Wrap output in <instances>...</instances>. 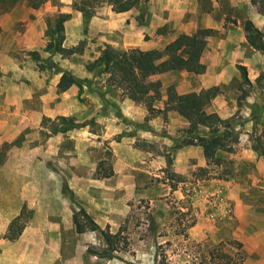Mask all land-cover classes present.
<instances>
[{"label": "rangeland", "instance_id": "rangeland-1", "mask_svg": "<svg viewBox=\"0 0 264 264\" xmlns=\"http://www.w3.org/2000/svg\"><path fill=\"white\" fill-rule=\"evenodd\" d=\"M36 1L0 0V147L6 144L0 158V252L16 238L8 237V226L19 214L21 231L29 226L30 235L63 238L55 264H264V239L250 232L251 224H264V51L255 48L247 63L234 62L237 56L229 52L231 60L218 65L212 50L203 51L208 36L219 34L210 28L201 37V54L211 66L205 64L201 73L184 68L150 76L159 80L161 97L149 110L140 102L147 112L128 121L116 105L125 96L106 80L112 69L86 68L103 43L80 31L92 33L88 19L104 0H44L33 6ZM65 11L70 15L61 45L80 47L70 54L57 46L54 32L57 14ZM250 20L264 40V10L250 4ZM113 37L115 47L131 40L119 31ZM62 72L75 78L64 90L57 87ZM167 84L181 94L219 86L206 111L237 135L231 151L216 150L224 161L207 163L200 142L186 143L190 133L180 114L182 120H171L179 127L175 135L167 132L166 109L162 122L153 120V105L167 107ZM75 96L82 118L61 130L58 115L70 118L78 109ZM146 123L157 129L150 134ZM207 134V127L198 128L193 140ZM110 137L126 141L117 154ZM100 160L112 169L110 176L87 173ZM200 168L207 173L198 178L194 172ZM75 175L89 178L77 193L68 182ZM78 206L98 229L75 230L72 212ZM46 220L63 224L34 227ZM100 230L115 235L111 245Z\"/></svg>", "mask_w": 264, "mask_h": 264}, {"label": "crops", "instance_id": "crops-1", "mask_svg": "<svg viewBox=\"0 0 264 264\" xmlns=\"http://www.w3.org/2000/svg\"><path fill=\"white\" fill-rule=\"evenodd\" d=\"M250 4H252L250 0H141L137 5L127 10L115 11L112 9L111 4L104 0L100 6L95 8V12L88 19L87 27H92V33L89 30L83 31L82 29L80 33L82 35L86 33L88 35L92 34L90 35L92 37H96L97 35V39L101 40L103 47L105 44L113 46L116 42L115 37H113V32L119 31L125 38L131 40H126V44L122 45L124 47L117 48L139 47L141 49H150L162 48L179 33L193 34L200 28L218 29V36L215 38H212V34L208 36V42H206L203 51L212 50L216 54L215 62L217 60L219 61L218 65H221V62L231 60L228 55L229 52L235 53L237 56L233 59L234 62L238 63V61H241L242 63H247L251 58L255 57L256 52L255 48L247 43L241 25V19H250ZM102 8L104 10L99 12ZM66 24L64 23V26ZM240 53H245L246 58H243ZM200 60L206 64L207 69L212 64L211 62L206 63L203 52ZM171 71L174 70L163 73ZM159 74L161 73L151 75V77ZM204 86L208 87V85ZM75 97L77 99L76 104L78 109L70 113V118L77 122L82 118L83 107L80 106L81 103L77 96ZM163 98L165 100L166 97L163 96ZM116 105L122 110L120 113H122V116L128 118V121L134 120L133 118H141L147 112L146 108L140 102L130 100L126 97L117 99ZM153 106L155 108L153 113L154 121L158 120L162 122L159 115H163V111L166 109L167 115H170V119L166 121L168 127L167 132L175 135V132L179 131V127L176 128L171 120H182V117L168 105H166L167 107L164 105L160 107L159 105ZM61 114L64 115V113ZM182 122L184 125L188 124L185 120ZM105 123L109 125V128L110 126L112 127L110 128L112 131L114 128L112 122L108 120ZM150 123H146L145 129L152 134L153 130L157 128L153 127ZM137 134L141 135L143 132L140 131ZM109 139L114 148V154H117L116 148L126 142L117 141L112 137ZM77 140L78 137L74 141L76 147ZM79 159L77 157L76 160ZM92 164L86 170L88 174L89 172L94 174L96 171L95 163L92 162ZM88 181V177H79L78 175L68 179L75 193L79 192L78 190L83 191V188H80V183L87 184ZM68 216L69 219L66 221V224L71 226L70 214ZM34 224V227L39 228L43 225L48 228H58L63 223L46 220L41 223L35 222ZM29 228V226H24L20 234L4 246L0 252V264H55L58 261L60 252L57 244L63 238L59 235L46 236L38 231L37 234L30 235ZM250 232H254L253 235H256V237L262 236L264 239V224L261 227L251 224ZM261 257L264 261V252ZM69 264H74V261L70 260Z\"/></svg>", "mask_w": 264, "mask_h": 264}, {"label": "trees", "instance_id": "trees-1", "mask_svg": "<svg viewBox=\"0 0 264 264\" xmlns=\"http://www.w3.org/2000/svg\"><path fill=\"white\" fill-rule=\"evenodd\" d=\"M44 0L32 2L33 6H38ZM112 8L115 11L127 10L137 5L141 0H110ZM261 10H264V0H250ZM70 15V12H59L55 20L54 32H56L58 47L65 53H74L80 50L79 46L64 47L61 45L63 39V21ZM243 29L248 44L256 49L264 51V40L261 31L253 24L250 19L243 21ZM210 28H201L194 34L179 33L174 39L167 42L162 48L141 49L139 47L117 48L105 44L99 54L91 61L86 63L87 69L98 67H110L112 72L107 77V82L114 84L121 89L122 94L133 101L142 102L149 110L154 100L161 97L160 83L158 79H149L151 75L163 73L170 70H179L188 68L195 73H201L205 70V64L201 62V50L204 47L202 35L208 34ZM51 44V42H50ZM242 69L243 67L240 66ZM245 77V70L243 69ZM72 82H75L73 76L62 72L57 87L60 90L66 89ZM220 91L218 85H210L201 88L195 93L178 94L172 84L165 87L167 105L185 118L188 123V133L190 137L186 143L200 142L202 145L203 155L207 163H220L224 161L215 155L216 150H232V144L237 140V135L224 123V119L215 112H207L206 106L211 99ZM62 125L61 130L74 127L77 123L65 115H58ZM207 127V136H196L198 128ZM5 143L2 144L0 158L4 154ZM264 156V148H260ZM207 173L205 168H200L194 172L201 178ZM95 174L97 177H108L112 174L109 165H104L99 161ZM218 177L221 175H217ZM179 180H182L181 178ZM174 187V184H172ZM19 214L9 223V238H15L21 231L19 225ZM72 222L77 232L84 230H96L98 226L90 214L82 207L78 206L72 212ZM19 226L18 230L15 227ZM22 226V225H21ZM102 237L109 246L113 242L114 234L109 231L100 230Z\"/></svg>", "mask_w": 264, "mask_h": 264}]
</instances>
